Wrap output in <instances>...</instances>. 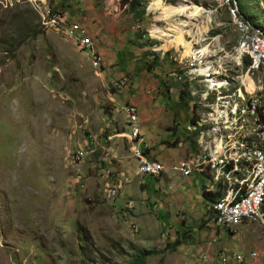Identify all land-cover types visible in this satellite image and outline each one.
<instances>
[{
    "label": "rangeland",
    "instance_id": "374dc122",
    "mask_svg": "<svg viewBox=\"0 0 264 264\" xmlns=\"http://www.w3.org/2000/svg\"><path fill=\"white\" fill-rule=\"evenodd\" d=\"M114 1L117 8L125 6L114 21L126 28L128 44V57L117 68L101 67L93 41L89 54L80 46V35L90 37L80 24H85L90 7L100 15L101 0H47L46 6L41 0H0V264H137V251L157 252L145 254L138 264H230L227 259L253 264L257 253L264 254V201L251 221L224 229L215 217V227H208L211 207L199 203L188 213L182 201L168 198L176 190V180L158 182L159 176L140 172L143 162L150 161L140 160L150 146L143 135L142 150L130 145L126 116L130 106L138 139L133 101L136 97L154 101L161 107L160 116L172 115L170 124L177 123L176 129H166L168 134L183 133L173 139L176 147L181 148L177 144L185 140V132L196 135H188L196 145L189 147L188 140L186 152L189 158L198 152L199 156L169 170L182 176L207 170L213 174L204 163L207 155L199 138L213 125L205 115L217 97L226 94L221 87L219 92L212 90L209 81L221 83L240 72L235 52L239 32L231 22V11L238 13L237 1L227 0L234 3L230 8L220 6V0H144L143 13L136 16L120 0ZM240 2L257 23L249 24L264 31V0ZM180 5L188 9L181 10ZM195 7L208 13L195 15ZM178 23L187 26L180 28ZM170 24L175 25L171 31L175 34L177 27L183 30L179 35L188 45L178 40L166 43V38H173L153 33L154 28L170 31ZM243 62L246 68L248 59ZM256 77L264 83L263 74ZM171 83L178 87L177 98L169 92ZM244 86L250 96V81ZM245 100L236 116L240 130ZM227 108L231 107L218 111L222 125L233 123L229 119L234 113ZM145 109L150 116L152 110ZM191 116L190 125L205 121L204 129L190 126L187 131ZM259 123L264 125V119ZM168 134L162 135L166 138L161 141L160 153L165 155L161 159L172 148L166 143ZM253 136L247 128L232 136L231 145L222 143V155L234 141L262 145L259 135ZM76 151L83 153L82 161H75ZM159 162L150 161L162 173ZM187 164L203 166L186 174ZM224 197L216 201L215 215ZM175 239L183 243L169 250ZM246 250L253 251L242 253Z\"/></svg>",
    "mask_w": 264,
    "mask_h": 264
},
{
    "label": "bare ground",
    "instance_id": "6f19581e",
    "mask_svg": "<svg viewBox=\"0 0 264 264\" xmlns=\"http://www.w3.org/2000/svg\"><path fill=\"white\" fill-rule=\"evenodd\" d=\"M222 3H225L230 8L231 6L234 7L233 2L230 3L227 0H220V6ZM179 9L187 10L188 7L184 5H180ZM237 9L238 8H236V11ZM194 11H195L194 12L195 15L208 13V11L202 7L201 8L195 7ZM175 12H178V9H176ZM231 17L235 20V21L231 20L232 24L236 26L239 32V39L235 52L238 54L237 55L238 57L236 58L237 59L236 66L240 70V72L239 74L238 73L230 74L229 78H225L221 83H218L217 81L216 82L209 81L212 85L211 86L212 90L219 92V89L221 87L223 88V90L226 91V94L218 96L216 101L217 104L215 106H212L210 112L205 115L209 121H213V125L206 130L205 134L204 133L201 134L199 138V143L203 148L202 151L205 155H207V159L204 160V163L206 166H209L210 169L212 170L213 172L212 178L214 179L215 182L219 183L222 186V188L226 187V190L224 189L225 197L220 200L218 205L219 215H222L227 211V217H219V223L224 229H231L245 221L248 220L251 221L255 219L264 201V195H258L260 193V188L264 189V125L259 123L262 119H264V108H263L264 103L262 101V97L264 95V83H260L259 79H257L256 77V74L259 73L264 75V52L262 49H259L256 44V41L261 40L264 45V39L262 38L264 31L260 28H255L251 26L243 18L242 19L237 18L236 12L234 11H231ZM59 19L62 20L61 18ZM60 26L64 27V25H58V27ZM174 26L175 25L171 26L170 24V31L168 29L163 30L159 28H154L153 33L154 34L159 33L160 37L173 38L171 41H169V39L166 38V43H171L175 40H178L181 45H188L187 43L183 42V40H181L182 38H180L179 35V34H184L183 30L180 28L185 27L187 25L185 23H178L177 26H180V28L176 26L177 27L176 34L171 32L172 30H174L175 28ZM206 29L207 27L205 26L203 28V31L205 32ZM73 30L75 32V29ZM91 43L92 40L90 41L89 53H90ZM244 58H247L249 61V64L247 65L246 68H244V62H243ZM202 72L205 73V70H202ZM249 81H250V96H248L247 88L244 86L245 83ZM246 96L248 97L245 100ZM244 100H245L244 114L239 119L240 125L242 126L240 130L238 126V119L236 118V116L239 113H241L240 104L243 103ZM256 102L258 104H255ZM225 105L231 107L230 109L228 108L225 109L227 112L234 113V117L232 119H229V121L233 122L232 124L227 123L226 125H222L225 121L224 122L220 121L222 115L218 113V111L221 112V110H223ZM213 108H215L214 111ZM249 110H250V114L248 116L246 115V111ZM132 112H134V110H132ZM132 116L135 117L134 114H132ZM206 125L207 122L201 121V122H197L195 126L193 127L191 126V127L193 129H196V131H200L204 129ZM128 128L130 135V126H128ZM246 128H247V132L250 130V136L255 137L253 136L255 133L259 135L258 137L262 145L254 144L250 146L249 144L246 143L234 141L231 148H228L225 154L222 155V148H221L222 143H224L225 145L230 143L231 145L232 144L231 137L240 134L241 131ZM135 129H136V124L134 123L133 124L134 138H135V134H134ZM137 133L139 136L138 139L133 138V140L140 144L141 138H140L139 129ZM223 133L227 135H223ZM188 135L191 134L188 132ZM191 136L196 137V135H191ZM205 137H206V141H205ZM198 156H199V152L198 154H196V156L192 158H196ZM83 157L84 155L81 151H78L74 156L75 161H82ZM149 160L155 161L151 159ZM150 165L155 166L156 170L160 174H162L160 172L161 168L158 164L150 163ZM185 166H186L185 173L189 174L193 171H200L201 166L203 165L196 166L195 164H187ZM148 167H149V162L144 161L140 169V172L144 175H147L146 173ZM200 175L201 176L209 175V179H210L209 181L211 183V174L208 171H206L204 175L203 174ZM212 188H214L213 185ZM238 199H240V205H246L247 207L236 209V201ZM239 259L240 261H242L244 258L240 257Z\"/></svg>",
    "mask_w": 264,
    "mask_h": 264
},
{
    "label": "crops",
    "instance_id": "0c3cea01",
    "mask_svg": "<svg viewBox=\"0 0 264 264\" xmlns=\"http://www.w3.org/2000/svg\"><path fill=\"white\" fill-rule=\"evenodd\" d=\"M101 4H102L101 5L102 12L100 13V15L94 11L93 7H90L88 10L89 11L88 15H87L86 19L84 20L85 24L84 25L81 24V25L83 26L86 33L91 37V39L93 41V48H94V52L96 53V57L99 59V61H102V63L100 62L101 67H112V66H114L113 68H117V66H119L122 63L121 62L122 59L123 58L126 59L128 57V56H126L127 51H128V50H126V48L128 47L126 28L123 29L121 26L117 27V25H118L117 21H114V20L119 19V15L122 12V10L125 9V6H121V7L117 8L118 4L114 0H101ZM109 19L113 20L111 25L109 23L108 24H102V20L104 21V20H109ZM67 22L70 24V23H75L76 21L72 22V21H69L67 19ZM109 28H110V30H109ZM108 30H109V33H106V31H108ZM171 86L172 87H171V89H169V92L174 94L173 96H176V98H177L176 89L178 87L176 84H173V83H171ZM133 102L135 103L137 110H138V126H139L140 136L143 135V138L145 139L147 144L150 146V148H149L150 151L148 152L147 155L146 154L145 155L147 157H149V159H151V160H155L157 162L160 161L159 163L164 168L163 172L166 169V171L164 173L162 172V174H165L166 176L165 175H159L161 180H158V182H162L163 179L166 181H169V180H171V178H173V180H176L175 182H173V185L176 188V190L173 189L174 191L172 190L173 192L171 193V195L168 198L172 199L173 201H176V200L182 201V205L187 208L188 213H190L196 207V205L199 203H203V206L207 205L209 207V209L211 207L212 211H213V216H212V212L210 210L211 216H212L211 221H213V217L215 215L214 210L216 212V205H215L216 203L214 205H212L211 202L210 203H204L201 200L200 193H199L200 191L205 192L204 191L205 187L209 191L206 193L212 192L211 194H213V193L222 192V189L218 188L217 185L212 181V173L209 170H207L211 174V183H212L211 184L209 181L210 180L209 175L206 176L203 174L204 176H201L200 174H192L189 176H182V175L173 173L171 170H169V168H171L173 165H176L182 161L189 159V156L191 154L190 153L188 154L186 152V148H187L186 143L188 140L191 141L192 139L189 138L187 133L185 132L187 139L185 138V140L182 141L181 144H179V143L177 144V146H181V148L176 147V144L173 142V139H175V137L181 138L183 133L182 134L176 133V134L170 135V134H168L169 131H166V129L172 130L174 128L176 129V127H177V123L170 124V119H171L172 115H171V117L167 116L166 118L160 116L159 110L161 109V107H156L154 104V101H150L149 99H143L141 97H136ZM147 106H149V108L152 110L150 116H147L145 114L148 111L147 109H145V108H147ZM147 120H149L148 126L146 124ZM191 121H192V116H191L190 120L188 121V123L186 124V126L189 125L191 123ZM186 126H185V128H186ZM190 126L191 125H189L188 128ZM188 128H187V131H188ZM126 130H127V128H126ZM163 133H166L169 135L168 140H166V143L169 147H172V148H168L166 150L167 151L166 157H164L165 156L163 153L164 151H162L160 153V150L162 149L161 141H163L166 138V137H162ZM130 143H131L130 145L132 147L133 146L137 147V151H140L143 149V146L139 145V143H137V142L133 144L132 141H130ZM137 151L134 153V156H136L138 158V157H140V154ZM186 153H187V155L184 157V155ZM161 155H164L163 159H161ZM152 162H154V161H152ZM171 174L179 175L180 177L170 176ZM208 183H209V185H208ZM177 184H179L180 187H177L176 186ZM212 185L214 186V188H212ZM170 186H171V188L168 187V189L171 190L172 185L170 184ZM161 191L163 192V191H165V189L161 188ZM165 195L166 194L164 193L162 195V198H165L164 200H167ZM214 221H215V217H214ZM214 221H213V224H211L212 227H215ZM211 226H210V224H208V227H211ZM248 248H249V246H248ZM229 251H231V250H229ZM233 251H235V250H233ZM250 251H253V250H246L245 252H242V253H246V252H250ZM222 252H224V251H222ZM225 252H227V251H225ZM238 253H240V252H238ZM257 254H258V258L254 261L253 264H264V254L262 252H259ZM227 255H229V254H227ZM227 262H230V264L231 263L237 264L236 262H234L232 260H228V259H227L226 263ZM223 263H225V262L222 261V264Z\"/></svg>",
    "mask_w": 264,
    "mask_h": 264
},
{
    "label": "trees",
    "instance_id": "16d2710c",
    "mask_svg": "<svg viewBox=\"0 0 264 264\" xmlns=\"http://www.w3.org/2000/svg\"><path fill=\"white\" fill-rule=\"evenodd\" d=\"M237 1V15L239 16V17H241V18H243L244 20H246L248 23H250V24H256L257 25V23H252L253 21L251 20V16H250V14H249V16L246 14V13H244L243 12V10H244V6L241 4V2H240V0H236ZM239 1V2H238ZM143 2H144V0H120V4H122V5H126L127 6V8L131 11V12H133L134 14H135V16L136 15H142V13H143ZM254 27V26H253ZM258 27V26H257ZM166 54L167 53H164L163 54V57L164 56H166ZM186 96H187V93L185 92V91H182ZM180 99L182 100V97L180 96ZM264 108V107H263ZM119 133H122V132H119ZM187 139V138H186ZM195 145H196V143H195V141H193V140H191L190 141V143L188 144V146L189 147H191V148H195ZM204 191L205 192H203V191H200V198H201V200L204 202V203H210L211 202V204L212 205H214L215 203H216V201L221 197V196H223L224 195V191L223 192H218V193H213V194H211V193H206V192H209L208 190H207V188L205 187L204 188ZM214 213H215V210H214ZM213 221H214V218H213ZM213 221H211V223H210V226H211V224H213ZM212 227V226H211ZM183 243V241L182 240H180V239H175L171 244H169L168 245V248H169V250H173V249H175L177 246H179V245H181ZM157 252L156 251H137V254H138V256H136V260H135V262L138 264L139 262H141L142 261V259H143V256L145 255V254H156ZM224 255V254H223ZM221 257V256H220ZM222 258V257H221Z\"/></svg>",
    "mask_w": 264,
    "mask_h": 264
},
{
    "label": "built area",
    "instance_id": "2783aa9c",
    "mask_svg": "<svg viewBox=\"0 0 264 264\" xmlns=\"http://www.w3.org/2000/svg\"><path fill=\"white\" fill-rule=\"evenodd\" d=\"M41 1L46 6V0H41ZM49 20H60V19H49ZM71 31L74 32V30H71ZM90 41H91V37H85V36L80 35V46H82L83 49H85L88 52V54H89ZM256 44H257L258 48L262 49L263 52H264V45H263L262 41L261 40L256 41ZM255 104H258V103L256 102ZM249 114H250V110L246 111V115L249 116ZM126 116H127V122H128V124L130 126V136L132 138V143H133V138H134V135H133V124L136 122V118L134 116H132V114H130V108H128V107L126 108ZM140 160H149V158L145 155V158L144 159H140ZM146 174L149 175L150 177H155V178H158V175H165V174H160L156 170L155 166L150 165V161H149V167L147 168V173ZM103 175H104V178L106 179V176H105L104 173H103ZM105 187L110 192V186L105 184ZM161 187L162 186H158V189L160 191H161ZM258 195H264V189L263 188H260V193ZM256 196H254V197H256ZM242 207H247V206L246 205H240V199H238L236 201V209H240ZM214 217H227V211L224 214H222V215H214ZM232 254L233 253H231L229 255H219V256H221L222 260H224V259H227L228 257H230ZM242 264H246V262H242Z\"/></svg>",
    "mask_w": 264,
    "mask_h": 264
}]
</instances>
